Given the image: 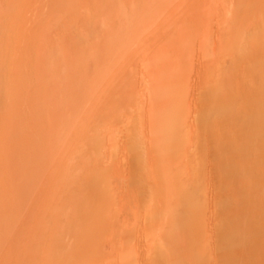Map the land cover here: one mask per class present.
<instances>
[{
    "label": "rangeland",
    "instance_id": "obj_1",
    "mask_svg": "<svg viewBox=\"0 0 264 264\" xmlns=\"http://www.w3.org/2000/svg\"><path fill=\"white\" fill-rule=\"evenodd\" d=\"M0 264H264V0H0Z\"/></svg>",
    "mask_w": 264,
    "mask_h": 264
},
{
    "label": "bare ground",
    "instance_id": "obj_2",
    "mask_svg": "<svg viewBox=\"0 0 264 264\" xmlns=\"http://www.w3.org/2000/svg\"><path fill=\"white\" fill-rule=\"evenodd\" d=\"M92 58H93V57L91 56V59H90V60H91V61H90V64H92V61H93V63H94V62H96V63H97V61H95V60H94V59H92ZM94 58L96 59L97 57L95 56ZM90 64H87V66H88V68H87V69H88V70H91V68H90V66H91V65H90ZM94 67H97V64H95V65H94ZM92 68H93V67H92ZM88 70H87V71H88Z\"/></svg>",
    "mask_w": 264,
    "mask_h": 264
}]
</instances>
